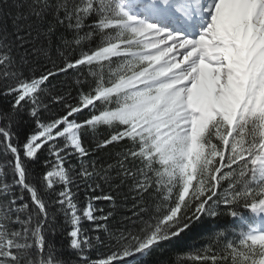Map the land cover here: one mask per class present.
<instances>
[{
    "label": "snow or ice",
    "instance_id": "snow-or-ice-1",
    "mask_svg": "<svg viewBox=\"0 0 264 264\" xmlns=\"http://www.w3.org/2000/svg\"><path fill=\"white\" fill-rule=\"evenodd\" d=\"M0 97V264H264V0H0Z\"/></svg>",
    "mask_w": 264,
    "mask_h": 264
},
{
    "label": "trees",
    "instance_id": "trees-1",
    "mask_svg": "<svg viewBox=\"0 0 264 264\" xmlns=\"http://www.w3.org/2000/svg\"><path fill=\"white\" fill-rule=\"evenodd\" d=\"M65 79H68L67 77ZM8 101L0 97V108H6ZM106 135V132L104 133ZM35 171H39L37 166H34ZM83 193H81V197ZM130 204L131 202L128 201ZM101 207L107 208V202H99ZM242 215L249 223L253 224V214L241 208ZM84 227L89 229V225L85 223ZM240 223L227 215V209L221 205L220 215L217 217H202L196 223L195 227L189 232L182 235L178 240L167 242L159 248L153 250L148 256L139 257L133 260L134 264H198V262L189 260V256L196 254H204L206 250L215 249L217 251L223 249L225 241H233L239 239L238 235L234 234L233 229H238ZM226 231V237L217 240V233ZM54 242L58 246L66 244V238L62 235H57ZM105 250H93L90 253L91 259H98L104 254Z\"/></svg>",
    "mask_w": 264,
    "mask_h": 264
},
{
    "label": "rangeland",
    "instance_id": "rangeland-1",
    "mask_svg": "<svg viewBox=\"0 0 264 264\" xmlns=\"http://www.w3.org/2000/svg\"><path fill=\"white\" fill-rule=\"evenodd\" d=\"M263 224H264L263 217L255 216V226L261 227V226H263Z\"/></svg>",
    "mask_w": 264,
    "mask_h": 264
},
{
    "label": "bare ground",
    "instance_id": "bare-ground-1",
    "mask_svg": "<svg viewBox=\"0 0 264 264\" xmlns=\"http://www.w3.org/2000/svg\"><path fill=\"white\" fill-rule=\"evenodd\" d=\"M263 222H264V217H263ZM261 227H264V224H263V226H261ZM130 259L134 260L133 258H130Z\"/></svg>",
    "mask_w": 264,
    "mask_h": 264
},
{
    "label": "water",
    "instance_id": "water-1",
    "mask_svg": "<svg viewBox=\"0 0 264 264\" xmlns=\"http://www.w3.org/2000/svg\"><path fill=\"white\" fill-rule=\"evenodd\" d=\"M137 258V257H136ZM133 259H135V258H133Z\"/></svg>",
    "mask_w": 264,
    "mask_h": 264
}]
</instances>
